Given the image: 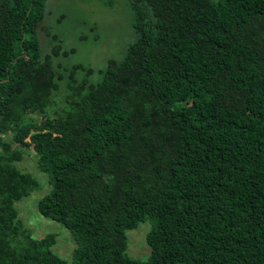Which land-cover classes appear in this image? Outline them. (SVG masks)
Returning <instances> with one entry per match:
<instances>
[{
    "label": "trees",
    "instance_id": "trees-1",
    "mask_svg": "<svg viewBox=\"0 0 264 264\" xmlns=\"http://www.w3.org/2000/svg\"><path fill=\"white\" fill-rule=\"evenodd\" d=\"M45 1L0 0V264H264V0H127L133 37L95 81L41 51ZM25 148L69 262L13 206L38 186Z\"/></svg>",
    "mask_w": 264,
    "mask_h": 264
},
{
    "label": "rangeland",
    "instance_id": "rangeland-1",
    "mask_svg": "<svg viewBox=\"0 0 264 264\" xmlns=\"http://www.w3.org/2000/svg\"><path fill=\"white\" fill-rule=\"evenodd\" d=\"M45 15L44 31H38L41 51H48L50 44L58 43L61 50L67 53L53 57L54 64L59 63L61 67L73 64L90 66L94 72L89 76V81L96 80L95 70L102 68L106 59L121 58L126 44L133 37L130 25L132 13L127 0H46ZM47 34L57 36L56 41L53 42ZM80 75L81 72L77 71L75 76ZM61 94L62 90L59 88L45 109L47 116H53L57 111ZM31 117L38 119L40 115L35 113ZM16 165L29 172L38 183L36 189L13 203L18 216L33 238L53 232L55 243L50 249L69 262L73 241L68 230L61 223L40 215L36 210V201L50 189L47 175L36 167L30 148L23 149V158ZM149 228V223L143 221L135 228L125 230V252L128 256L146 259L148 247L144 238Z\"/></svg>",
    "mask_w": 264,
    "mask_h": 264
}]
</instances>
